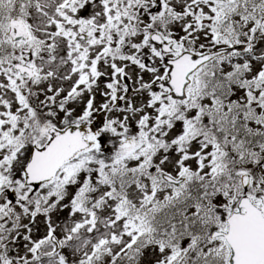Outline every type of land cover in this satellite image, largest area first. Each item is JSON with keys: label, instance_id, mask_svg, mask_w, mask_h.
<instances>
[{"label": "snow or ice", "instance_id": "snow-or-ice-1", "mask_svg": "<svg viewBox=\"0 0 264 264\" xmlns=\"http://www.w3.org/2000/svg\"><path fill=\"white\" fill-rule=\"evenodd\" d=\"M0 264H264V0H0Z\"/></svg>", "mask_w": 264, "mask_h": 264}]
</instances>
